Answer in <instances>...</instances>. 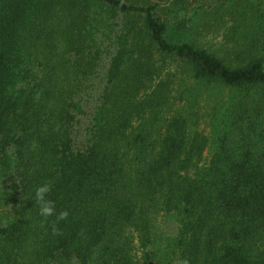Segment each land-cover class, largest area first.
<instances>
[{"label":"trees","instance_id":"1","mask_svg":"<svg viewBox=\"0 0 264 264\" xmlns=\"http://www.w3.org/2000/svg\"><path fill=\"white\" fill-rule=\"evenodd\" d=\"M161 4L0 0V264H136L132 229L159 255L143 264H264V0ZM204 6L237 22L233 57L184 38ZM207 84L238 92L209 136L188 110ZM158 211L174 235L152 237Z\"/></svg>","mask_w":264,"mask_h":264},{"label":"rangeland","instance_id":"2","mask_svg":"<svg viewBox=\"0 0 264 264\" xmlns=\"http://www.w3.org/2000/svg\"><path fill=\"white\" fill-rule=\"evenodd\" d=\"M156 1H158V4L160 5L159 8H162L164 6L163 4H161L162 0ZM208 2L214 5L218 2V0H208ZM195 5L197 4H187V10L191 12V8L193 9L192 6ZM194 9L195 10L193 14L195 15L193 16L192 22L187 23L189 29L187 33H185L186 36L184 38L188 41H195L197 44H199V46L208 48L210 50H216L220 55L229 56L228 53H230V56L233 57L234 51H228V46L230 45L231 40L234 39V26L237 25V22L233 23L231 21L230 14L228 13L222 15L219 18L218 16L214 15L212 9L206 6H204L203 11H200L197 8ZM228 17L230 19V22L228 21ZM104 55L105 53H102L101 57H103ZM103 63L106 62L103 60ZM164 67L172 74L171 82H174L177 85H185L187 82H191V79H189V73L176 67V63L171 61L170 59L166 60ZM198 94L199 96L195 97L196 100L191 104L190 108H188V110H191V112L193 113L190 117V122L193 124V126H191L190 129L200 131L209 136L212 131V115H216V113H219V111L223 109L222 106H224V104L235 101V96L238 94V92L225 86L217 87L211 86V84H207V86L201 87ZM184 102L185 101L178 100V103H172L170 112L165 114H174L175 112H177V110L183 109ZM75 130L77 133V136L75 138V146L80 147V143L82 140H84V136L82 134L81 128H76ZM208 155L209 150L206 149L204 151L205 160L208 158ZM171 216H173V214L165 215L163 211H158L154 213L153 216L150 214L151 223H153L152 237L156 236L157 238L163 239L175 234L176 230L173 221L174 219ZM124 236H129L132 240L133 251L131 254L136 264H143L146 261L157 262L156 258L159 257V255L155 256L154 252L151 251L150 246L146 248L140 247L138 232L136 230L132 229L130 232L125 233ZM159 264L165 263L161 262Z\"/></svg>","mask_w":264,"mask_h":264},{"label":"clouds","instance_id":"3","mask_svg":"<svg viewBox=\"0 0 264 264\" xmlns=\"http://www.w3.org/2000/svg\"><path fill=\"white\" fill-rule=\"evenodd\" d=\"M52 189L51 182L40 184L35 188L33 201L37 206L38 215L42 218V222H48V218L55 217V222L52 224V234L55 236L61 234L57 225L61 221H67L69 212L67 210L57 212L55 202L49 198Z\"/></svg>","mask_w":264,"mask_h":264}]
</instances>
